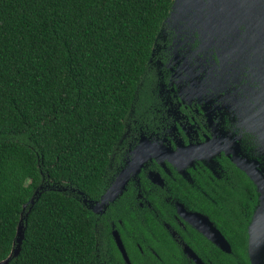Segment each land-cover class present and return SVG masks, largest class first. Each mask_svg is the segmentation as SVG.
<instances>
[{
  "label": "flooded vegetation",
  "instance_id": "af4514ba",
  "mask_svg": "<svg viewBox=\"0 0 264 264\" xmlns=\"http://www.w3.org/2000/svg\"><path fill=\"white\" fill-rule=\"evenodd\" d=\"M199 28L162 24L97 194L64 186L93 217L88 264H250L264 32L210 39Z\"/></svg>",
  "mask_w": 264,
  "mask_h": 264
},
{
  "label": "trees",
  "instance_id": "16d2710c",
  "mask_svg": "<svg viewBox=\"0 0 264 264\" xmlns=\"http://www.w3.org/2000/svg\"><path fill=\"white\" fill-rule=\"evenodd\" d=\"M171 3L0 0V260L20 219L8 264H88L93 217L63 186L97 194Z\"/></svg>",
  "mask_w": 264,
  "mask_h": 264
},
{
  "label": "water",
  "instance_id": "95a60500",
  "mask_svg": "<svg viewBox=\"0 0 264 264\" xmlns=\"http://www.w3.org/2000/svg\"><path fill=\"white\" fill-rule=\"evenodd\" d=\"M178 19L192 23L197 21L204 37H254L264 32V0H172L168 15L163 22ZM242 25L243 29L238 26ZM229 31V33H228ZM240 166L238 161L233 158ZM246 171L253 177L259 191L258 202L253 208L247 224V255L250 264H264V177L259 171ZM40 184L29 198L30 205L40 191ZM25 203H23L24 207ZM22 207V208H23ZM21 218V217H20ZM20 222L16 225L14 245L9 254L0 260V264H8L9 259L17 255L24 230Z\"/></svg>",
  "mask_w": 264,
  "mask_h": 264
},
{
  "label": "rangeland",
  "instance_id": "374dc122",
  "mask_svg": "<svg viewBox=\"0 0 264 264\" xmlns=\"http://www.w3.org/2000/svg\"><path fill=\"white\" fill-rule=\"evenodd\" d=\"M63 188H64V186H63ZM65 189V188H64Z\"/></svg>",
  "mask_w": 264,
  "mask_h": 264
}]
</instances>
